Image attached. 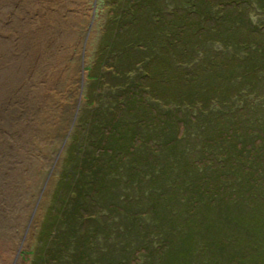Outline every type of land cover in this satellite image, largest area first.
<instances>
[{
    "label": "trees",
    "instance_id": "trees-1",
    "mask_svg": "<svg viewBox=\"0 0 264 264\" xmlns=\"http://www.w3.org/2000/svg\"><path fill=\"white\" fill-rule=\"evenodd\" d=\"M106 2L33 264H264V0Z\"/></svg>",
    "mask_w": 264,
    "mask_h": 264
},
{
    "label": "rangeland",
    "instance_id": "rangeland-1",
    "mask_svg": "<svg viewBox=\"0 0 264 264\" xmlns=\"http://www.w3.org/2000/svg\"><path fill=\"white\" fill-rule=\"evenodd\" d=\"M109 14L111 5L106 0H0V76L9 73L11 78V66L26 42L22 37L44 22L50 30L42 32L52 39L48 47L58 52L62 67L61 81H55L41 103L29 100V94L36 92L31 99L42 94L44 83L34 86L44 64L33 72L35 77L29 74L25 80L32 85L36 78L34 89L12 81L4 102L0 94V264H33L37 234L59 173L69 161L72 136L80 133L76 129L96 108L100 94L104 101L106 96L111 100L105 81L102 89L90 95L98 83L88 79ZM43 54L44 62L52 56L48 49ZM110 63H103L101 77ZM1 88L0 80V93ZM104 263L108 264L107 257ZM49 264L59 263L52 259Z\"/></svg>",
    "mask_w": 264,
    "mask_h": 264
},
{
    "label": "bare ground",
    "instance_id": "bare-ground-1",
    "mask_svg": "<svg viewBox=\"0 0 264 264\" xmlns=\"http://www.w3.org/2000/svg\"><path fill=\"white\" fill-rule=\"evenodd\" d=\"M57 20H58V18L56 20H52V22L53 21L57 22ZM38 24H40V23H38ZM46 29H48V27L46 26V22H44L42 24V26L34 25L31 29L28 30L27 34L22 37V39L26 40V42L24 44H22V46H21V48L23 49V51H21V56H19L18 60L14 63V65L11 66V67H13L11 78L8 76L9 73L6 74L4 77L0 76V80L2 81V88H1L2 93H0V94L3 98V102H4V97L6 95V92H8V95L10 94V90H8V88H9L11 82L17 81V85H19V84L22 85V84L26 83L25 80L29 78L28 75L30 74V76H33V72L35 70H37V68L39 69V66L41 64H44L40 68L42 70V74H41L42 76L38 79L34 88L36 86H38L39 82L41 81L45 85L44 90H43L42 94H41V91L39 93H37L34 96V99L30 98L32 92H33L32 95H34L36 93L35 91H32L29 94V100H34L35 103L43 102L45 100V98L43 97L44 94H46L47 92L49 93L50 90L54 89L55 81H57V80L59 82L61 81L60 71H61L62 67H59L60 63L58 62L60 60V57H59L58 52H56V51L54 52L53 48L48 47V45H51L52 39H49L48 37H46V35L42 32V30L46 31ZM48 30H50V29H48ZM38 33H40L41 35L39 36ZM21 42H22V40H21ZM45 49H48L49 53L52 55L47 62H44L43 61L44 59H41V57L44 55L43 53L45 52ZM16 64H17V66H20L19 70L18 69L16 70V68H14L16 66ZM11 67H9V68H11ZM7 69H5V70H7ZM33 77H35V76H33ZM35 79L36 78H33V80H32L33 84L35 83ZM28 85L30 87L29 88L30 90L34 89L32 87V85L26 83V86H28ZM26 88H28V87H26Z\"/></svg>",
    "mask_w": 264,
    "mask_h": 264
}]
</instances>
